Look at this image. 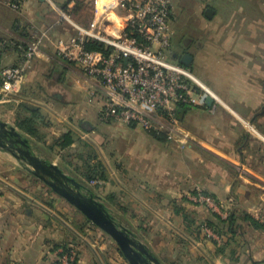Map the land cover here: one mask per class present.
Returning a JSON list of instances; mask_svg holds the SVG:
<instances>
[{
	"label": "crops",
	"instance_id": "obj_1",
	"mask_svg": "<svg viewBox=\"0 0 264 264\" xmlns=\"http://www.w3.org/2000/svg\"><path fill=\"white\" fill-rule=\"evenodd\" d=\"M204 1L207 7L200 10L198 26L190 27L195 38L174 45L169 57L219 101L211 107L188 106L168 121L177 133L162 135L167 140L159 141L136 125L102 121L108 96L75 64L57 54L60 40L78 35L80 21L90 19L85 23L90 26L96 20L99 0L93 7L85 0H23L18 12L14 0H0V40L7 42L0 53V70L17 67L22 61L8 42L42 39V53L26 71L21 91L7 97L0 90V120L34 142L16 125L20 105L28 104L39 108L46 119L42 132L47 130L54 139L70 133L74 153H84L85 147L94 150L108 177L106 182L97 181L100 194H94L100 195L106 208L111 213L117 209L120 220L146 241L151 236L143 228L145 223L155 217L167 225L161 233L167 235L169 241L165 240L173 251L168 250L167 263L161 264H233V254L238 264H264V231L243 221V214H236L240 229L235 235L228 227L217 232L208 226L216 222L213 215L228 220L237 201L236 191L264 189L260 183L241 181L246 175L264 185L259 172L245 170L241 151L246 140L257 141L264 151V0ZM207 9L214 11L211 18L205 16ZM62 13L68 16L66 20H61ZM119 16L108 14V26L103 28L110 36H119ZM185 55L192 57L190 66L181 63ZM260 158L264 165V152ZM55 159L56 164L62 160ZM198 189L211 196L223 213L195 203L192 196ZM80 230L0 179V264L60 263L67 255L64 245L70 248L77 240L87 242ZM84 231L106 241L103 232ZM80 247L77 264H100L91 243ZM113 247L119 264H124L118 248Z\"/></svg>",
	"mask_w": 264,
	"mask_h": 264
},
{
	"label": "built area",
	"instance_id": "obj_2",
	"mask_svg": "<svg viewBox=\"0 0 264 264\" xmlns=\"http://www.w3.org/2000/svg\"><path fill=\"white\" fill-rule=\"evenodd\" d=\"M115 3L114 9L119 8L122 14L118 37L110 36L97 17L89 30L78 27L77 36L57 44L58 56L75 64L108 96L102 121L136 125L147 133L161 134L167 129L157 116L171 121L178 106L205 107L209 98L214 103L219 101L190 71L168 60L173 41L174 0H116ZM61 18L66 20L68 16L62 13ZM89 40L104 44L105 48L90 51L86 48ZM8 46L22 58L17 67L0 70V90L10 97L21 91L26 71L42 53V39L8 42ZM169 131L177 133L173 129ZM192 200L214 210L217 206L200 189ZM76 259L69 253L60 264H72Z\"/></svg>",
	"mask_w": 264,
	"mask_h": 264
},
{
	"label": "rangeland",
	"instance_id": "obj_3",
	"mask_svg": "<svg viewBox=\"0 0 264 264\" xmlns=\"http://www.w3.org/2000/svg\"><path fill=\"white\" fill-rule=\"evenodd\" d=\"M95 1L96 0H85V4L87 6L90 5L91 7H93ZM22 4H23V0H16V1L14 0V5L16 7L14 11L17 12L21 11ZM114 6L116 7V3H114L113 6L109 4L104 9L99 10L97 8V12L99 13V15L98 14L96 15L97 17H99L100 19L99 22L102 23V27L108 26V23H106V21L108 19L109 13H115L117 16H119L120 14L119 8L118 10H115ZM203 7H207V4L204 0H174L173 41H172V49L170 53L172 52V50H174V45L178 47L181 46L184 41H186L187 43L190 41L192 37L195 38L196 32L194 33L192 32V30L195 27V25L198 26L202 18L200 16V10ZM85 17H89V15ZM61 20L63 19L61 18ZM89 20L90 19L85 18L83 22L80 21L79 24L82 26V28L89 30L93 24L92 23L90 24V26H86L85 23H88ZM72 23H75V21H73ZM190 27L192 28V30L190 29ZM168 60L175 63L174 61H172L171 56L170 57L168 56ZM190 84L195 88V86L192 83ZM190 107H199V106L191 105ZM157 118L160 120V122L163 125H165V129H167V131L162 132L160 135H165L170 133L169 131L170 124H168L167 117L157 116ZM248 126L251 127L250 125H247V127ZM42 135L44 136L42 137L45 139L44 143H39L35 141H34L35 143L31 142V145L38 147L37 149L34 150V152L42 159L47 160L49 162L56 163V159H55L56 157L62 158L61 162H59L58 165L62 169H64L71 177L77 179V176L72 174L71 171L69 170L71 169L69 164L72 161V157L68 155L69 154L68 151L61 153L60 152L61 150L57 149V147L55 149V152L51 151L50 147L53 145L54 138L51 136V133L49 132L47 133V130H44L42 132ZM226 146L227 145H225V147ZM262 147L263 145H260L257 141L253 142L251 140H246L245 143L241 145V151L245 155V160L243 163L245 170L254 169L256 172H259L261 179H263L264 177L263 176L264 165L262 159L260 158V153L264 152ZM83 151L86 152L89 150L88 148L85 147ZM58 152L60 154H58ZM24 168H26L25 163L22 164L21 162H18L9 152L0 149V179L2 181L11 184L16 189L17 193H23L31 197L33 200L38 201L42 205H45L48 209H50L53 212L55 216L60 218V220H63L65 223H68L71 228H74L75 230L81 229L79 232H82L81 236L84 238V240H87V242H82V244H80V240H77V242L73 243L72 247H70L71 248L70 253L73 254L74 258L79 257V252L81 250L80 246L84 245V243H88V244L91 243L93 245L96 255L98 256L97 259L100 264H110V262H113L114 264H119L120 260L118 256H116L117 254L112 251V249L114 248L113 246H115L114 242L105 234L104 236L106 238V241L103 242L101 240H98L95 235L89 234L88 232L90 230L84 231L87 230L88 228L94 229V231L96 230L98 232L100 230H98L95 226L89 223L80 212H78L73 206H71L59 195L54 193L51 188H49L46 184H44L41 180L37 179L35 176L31 175L27 171V169L25 170ZM251 179L252 178H248L246 175H243L241 181L247 180V182L256 185L260 183L259 185L261 187L259 188H264L262 182L257 183L255 182V180H251ZM78 181L84 184L83 180H78ZM84 185L86 187L85 192L88 191L89 189V190H93V192L96 191L97 193L100 194V190L96 189V185L92 183L89 184L85 183ZM262 190H249L244 192L236 191L235 196L237 197V201L235 203V207H231L230 209V210L233 209L232 213H234L235 215L237 214V216L238 214L241 215L242 213H248L249 215L253 216V218L256 219L257 221L264 223V189ZM102 193L104 194V192ZM208 209L210 210V212H215L219 214L220 212H222L218 205L216 206L215 210L210 208ZM112 210H113L112 213L114 214L117 223L130 230L129 225L126 222L120 220V217L117 215L118 212L117 209H112ZM224 214L225 216L228 215L227 213ZM166 227L167 225H165V223L157 222L155 220V217H153L149 222L145 223L143 227L148 231V233L151 236V239L146 241L143 238H138L142 243L147 245V247L149 248L150 252L154 255V257H156L159 261L163 263H167L164 259H167L168 250L171 248V250L173 251L172 245H170V243L166 241L168 240L167 235H163L161 233L162 230L164 231L166 230ZM86 234H88L89 237ZM84 251L86 252L87 255L89 254L87 252L86 246L84 247ZM119 255L121 256L120 252ZM121 258L123 260L122 262H125L124 264H129L122 256ZM59 261L60 263L62 262V257L61 260ZM93 261L96 262L94 257H93Z\"/></svg>",
	"mask_w": 264,
	"mask_h": 264
},
{
	"label": "water",
	"instance_id": "obj_4",
	"mask_svg": "<svg viewBox=\"0 0 264 264\" xmlns=\"http://www.w3.org/2000/svg\"><path fill=\"white\" fill-rule=\"evenodd\" d=\"M212 9H207L205 16L211 18ZM192 57L181 58L184 66H190ZM209 98L206 106L213 105ZM0 149L9 152L18 162L25 163L27 171L41 180L54 193L73 206L83 217L98 230L107 235L117 246L129 264H161L149 248L142 243L131 230L117 223L114 215L106 208L102 199L94 193L85 192V185L71 177L55 162L39 157L32 149L30 141L18 130L0 120Z\"/></svg>",
	"mask_w": 264,
	"mask_h": 264
},
{
	"label": "trees",
	"instance_id": "obj_5",
	"mask_svg": "<svg viewBox=\"0 0 264 264\" xmlns=\"http://www.w3.org/2000/svg\"><path fill=\"white\" fill-rule=\"evenodd\" d=\"M80 6V5H79ZM173 17V10L171 14V20ZM19 25V24H17ZM19 27V26H17ZM10 42H18V40H13ZM4 43V40H0V53L4 50L1 46ZM86 48L90 51H102L105 48L104 44L89 40L86 44ZM48 98H51V96L47 95ZM53 98V97H52ZM188 108V106H178L176 110V117L180 116V114L184 113V110ZM17 122L16 125L20 131L30 136L32 139L39 143H44L45 139L42 135V128L47 127L46 119L41 114L39 108H36L34 106L28 105V104H22L19 107L18 113H17ZM155 139L159 141H166L167 139L157 133H148ZM43 136V137H42ZM74 139L72 135L65 134L60 139H54L53 145L50 147L51 151L55 152V149H60L63 152L68 151V155L72 157V161L70 162L69 166L72 168L73 172L72 174L77 176L78 180H83L84 184H89L91 182H97V181H107V171L101 162L100 158L96 154V152L92 149H89V151H86L84 153H77L75 154L72 150L74 147ZM33 151L37 149L38 147L31 145ZM87 148V147H86ZM76 179V178H75ZM96 189L98 187L96 186ZM90 192L94 193L93 190H90ZM207 194V193H205ZM242 219L243 221L247 222L251 227L257 230L264 231V224L255 220L251 217L248 213H242ZM216 219L215 221L208 222V226L216 230L217 232L221 231L223 227H228L230 233L233 235L237 234V232L240 229V225L237 224L238 218L237 216L232 213L228 220L222 221L218 216L213 215ZM186 218L187 224L189 223V226H192L193 222L189 221L188 217ZM231 244V240H229L227 246ZM64 254H69L71 252V248H69L67 245L63 246ZM222 251V250H221ZM120 252V251H119ZM121 254V252H120ZM123 257V255L121 254ZM124 258V257H123ZM230 261L233 264H238L237 258L234 256L230 257ZM55 264H60L59 262H56ZM73 264H77V259Z\"/></svg>",
	"mask_w": 264,
	"mask_h": 264
},
{
	"label": "bare ground",
	"instance_id": "obj_6",
	"mask_svg": "<svg viewBox=\"0 0 264 264\" xmlns=\"http://www.w3.org/2000/svg\"><path fill=\"white\" fill-rule=\"evenodd\" d=\"M115 0H99V7H101V9H104L106 6L110 5H114ZM115 37V36H114ZM190 78H192L191 75H189ZM193 79V78H192Z\"/></svg>",
	"mask_w": 264,
	"mask_h": 264
}]
</instances>
